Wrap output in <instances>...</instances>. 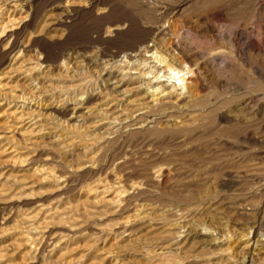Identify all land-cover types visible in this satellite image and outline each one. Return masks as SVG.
<instances>
[{"label": "rangeland", "instance_id": "obj_1", "mask_svg": "<svg viewBox=\"0 0 264 264\" xmlns=\"http://www.w3.org/2000/svg\"><path fill=\"white\" fill-rule=\"evenodd\" d=\"M12 1L0 0V29L7 16L28 14L14 48L0 54V122L12 127L0 138V264H264V80L255 73L264 72V50H255L264 10L256 9L258 0H16L18 12ZM67 4L69 22L52 24L69 12ZM124 24L121 33L110 32ZM231 29L242 32L240 51L219 37ZM146 42L181 74L201 62V100L209 110L226 103L225 112L239 111V118L220 120L215 108L181 131L162 112L156 131L103 132L101 100L120 97L107 89L103 70H122L129 87L142 84L136 92L144 91L147 79H135L136 66L122 62ZM188 54L197 56L189 62ZM39 59L47 67L32 72ZM194 83H187L185 96ZM92 93L94 109L83 123L70 118L72 110L53 111ZM6 107L26 110L23 118L34 115V132L12 131L19 123ZM159 166L167 176L151 180L147 174ZM136 182L145 183L141 190L129 188ZM100 186L110 192L102 194ZM116 186L132 192L117 201Z\"/></svg>", "mask_w": 264, "mask_h": 264}, {"label": "bare ground", "instance_id": "obj_2", "mask_svg": "<svg viewBox=\"0 0 264 264\" xmlns=\"http://www.w3.org/2000/svg\"><path fill=\"white\" fill-rule=\"evenodd\" d=\"M95 2L97 0H90V2ZM13 3L11 4V6L14 7V9L16 10L18 8V4L16 3V0L12 1ZM11 3V2H10ZM68 5H65L63 7L64 10H68ZM91 5V4H90ZM10 6V7H11ZM24 6V5H22ZM93 6V5H92ZM2 7V6H1ZM20 7V6H19ZM25 8V7H24ZM21 9V8H20ZM19 9V10H20ZM71 9V8H70ZM255 9V8H254ZM256 9L257 10H264V0H258L257 4H256ZM1 10V9H0ZM23 10V9H22ZM26 11L27 10H23ZM256 10V11H257ZM17 11V10H16ZM63 11V10H62ZM10 12V11H9ZM18 12V11H17ZM64 12V11H63ZM15 13V12H14ZM254 13V12H253ZM11 14H13L11 12ZM10 14V15H11ZM28 14V13H27ZM26 14V15H27ZM252 14V13H251ZM256 14V13H255ZM26 15L24 16H20L17 18L12 15V16H7V20L5 23H3L1 25V29L2 31H0V54L2 53H8L11 49L14 48V46L17 43V36L20 35L19 33L24 29L25 27V22H26ZM262 15V14H261ZM71 17L70 15V11L66 12V14L64 16H62L61 18H58L57 20H53L54 25L56 24H64L66 22H69L68 19ZM263 18V17H262ZM262 20V19H261ZM51 21V20H50ZM3 22V21H1ZM51 23V22H50ZM50 24V25H52ZM58 26V25H57ZM124 25H115L112 26V28L110 29V32H113L115 34H119L121 33L122 29L124 28ZM0 29V30H1ZM220 30V29H219ZM231 33L226 34L223 31L219 32V37L220 38H226L228 39L229 43L233 46V48H235V50H242L244 47L242 46L241 43V37H242V32H240L239 30H230ZM33 33V32H31ZM30 33V34H31ZM35 33V32H34ZM166 33V32H165ZM109 34V33H108ZM34 35V34H33ZM261 35V33H260ZM31 36V35H30ZM218 36V35H217ZM19 37V36H18ZM248 37V36H247ZM149 42V41H148ZM143 45L141 50H138L135 54L133 53H126L123 55V62L122 63H128L131 65H134L136 67H134L135 69H132L130 66V68L133 70L132 73H134V78H141V79H147L145 82H143V84H145L147 87L145 88L144 91L142 92H136L139 90L140 86H136L137 88L134 87H129V84L125 81V76H124V72H122V70L117 72L115 69H105L106 71L103 70L104 74L106 75V80L108 83V88L107 89H113L116 91L119 99L111 97L110 99H107L108 97H105L106 99H104L105 101L101 100V104L98 108V111L102 112L105 116L101 117L98 121H99V126L100 129H104L103 132L105 130H107V133H112V132H120L123 131L124 132H129V133H133V132H150L152 130L159 129L160 128V124H161V116H162V112H165V115L168 116V120H171L172 122H170V126L173 129H179L182 128L181 131H183V128H186L188 126H191L192 124L194 125L195 121H197V118L206 113H215L216 117L220 120H224L226 119V117H231L232 118H237L240 114L238 113L239 111H237L238 109H236V113L232 114V113H227L225 112L226 106H228L226 103H222L221 104L224 106V104L226 106L225 109L224 107H222V109H219L218 106L217 107H213L212 109L210 108V110L206 107L205 102H203V97L205 96H199V94L204 90L205 91V83L202 82V80L199 79V76H201V74L203 72H201V62H197L195 63L194 60L193 62L195 63V65L191 68L187 70L186 74H181L178 71H176L173 66L168 62L169 60L165 59V57L157 50L155 49V45H153L152 42ZM249 43V42H248ZM33 44V43H32ZM155 44V43H154ZM245 47L249 50H254L253 48H251V46H249V44L245 45ZM23 51V49H21ZM20 50V51H21ZM246 50V49H245ZM255 50H259V51H263L264 50V31L262 33V38L260 37V42L258 44V46L256 47ZM178 51V50H177ZM185 52V51H184ZM200 51H198L199 53ZM203 52V51H202ZM207 52V51H205ZM18 54V53H17ZM16 54V55H17ZM19 54H22V52ZM142 55L141 57H138L139 55ZM218 54V53H217ZM15 55V56H16ZM196 55V54H195ZM195 55L193 54H188L185 55L184 57L190 62H192L193 57H195ZM21 55H18L17 57H19ZM197 56V55H196ZM214 56V55H213ZM216 56V55H215ZM214 56V57H215ZM16 57V58H17ZM181 57L182 53H181ZM220 57V56H219ZM15 58V59H16ZM21 58V57H20ZM45 59V58H44ZM199 59V58H198ZM207 59V58H206ZM209 59V58H208ZM207 59V60H208ZM17 60V59H16ZM186 60V61H187ZM197 60V59H196ZM107 61V60H106ZM222 61V60H221ZM224 61V60H223ZM47 62V61H46ZM33 63V62H32ZM45 63V60H35V63L33 64V66H30L29 69H31V71L33 72L34 69H41V67L43 66V64ZM213 64V63H210ZM30 65V63H29ZM48 65V64H46ZM123 65V64H122ZM206 65V64H205ZM222 65V64H221ZM23 66V65H22ZM27 66V65H26ZM50 66V65H49ZM124 66V65H123ZM204 66V65H203ZM207 66V65H206ZM226 66V64L224 65ZM223 66V68H224ZM45 67V66H43ZM47 67V66H46ZM45 67V68H46ZM113 67V66H112ZM115 67V66H114ZM11 68V67H10ZM106 68V66H105ZM222 68V69H223ZM6 69V68H5ZM23 69V68H22ZM24 70V69H23ZM224 70H226V68H224ZM25 71V70H24ZM203 71V70H202ZM221 71V70H220ZM131 72V71H130ZM185 72V71H184ZM227 72V71H226ZM24 73V72H23ZM255 73L257 74L256 76H258V78L263 79L264 80V72L260 71V70H255ZM30 74V73H28ZM131 75V74H130ZM204 75V74H203ZM24 76V75H22ZM206 76V75H205ZM2 77V76H1ZM192 77L196 78V80H192ZM28 78V77H27ZM205 77H203L202 79H204ZM257 79V78H256ZM105 80V81H106ZM134 80V79H133ZM206 80V78H205ZM1 81V80H0ZM194 86L193 89L189 92L188 96H185L186 93V89L188 88V82H194ZM258 81V80H257ZM260 81V80H259ZM12 82V81H11ZM106 82V83H107ZM138 82V81H137ZM2 83V82H1ZM0 83V88L2 87ZM6 83V82H4ZM127 83V84H126ZM264 83V82H263ZM3 84V83H2ZM10 84V83H9ZM137 84V83H136ZM8 85V84H7ZM6 87V86H5ZM190 87V86H189ZM192 88V87H191ZM7 89V88H6ZM12 89V87H11ZM135 89V91H134ZM180 89V91H178ZM189 89V88H188ZM141 90V89H140ZM9 91V90H8ZM11 91V90H10ZM16 91V90H15ZM203 91V93H204ZM237 91V90H235ZM1 92V91H0ZM14 92V91H11ZM207 93V92H206ZM222 93V92H221ZM224 93V92H223ZM222 93V94H223ZM263 93V92H262ZM7 94V93H6ZM97 94V93H96ZM218 96H216L217 98L220 96L219 93ZM221 94V95H222ZM29 95V94H28ZM93 93L90 94L89 96H87V98L85 99V101L76 103L75 106H69L66 105L65 107L63 106L62 108L59 107L58 105L56 107L53 106V111L57 112L60 115L66 116L68 115L69 111L72 110V117L70 116V118H75L78 117L79 121L82 122V119L84 116H88L93 112V107L92 105H90V101L92 100ZM98 95V94H97ZM211 94H209L208 96H210ZM214 95V94H212ZM102 95H100L101 97ZM207 96V97H208ZM223 96V95H222ZM259 96V95H258ZM264 96V95H263ZM4 97V96H3ZM19 99L24 101L22 105H25V103L27 101H29L28 99L25 98V94H21L18 95ZM103 97V96H102ZM206 97V96H205ZM211 97V96H210ZM216 97H214V99H216ZM232 97V96H231ZM235 97V96H234ZM96 98V96H95ZM229 99V97H223V99ZM5 99V98H4ZM208 99V98H206ZM260 100L264 99L262 97V99L259 98ZM257 99V100H258ZM18 100V101H20ZM27 100V101H25ZM213 100V99H212ZM221 100V98H220ZM231 101V99H229ZM237 100V98H236ZM259 100V101H260ZM3 100H1L0 104L3 103ZM8 101V100H7ZM17 101V103H18ZM205 101V100H204ZM216 101V100H215ZM213 101V102H215ZM218 101V100H217ZM222 101V100H221ZM258 101V102H259ZM264 101V100H262ZM32 103H34L33 101H31ZM30 102V103H31ZM93 102V101H92ZM209 102V101H208ZM234 102V101H233ZM251 102V100L249 101H243L241 105H243V107H246L249 105V103ZM261 102V101H260ZM9 103V101H8ZM15 103V102H13ZM22 103V102H21ZM20 103V104H21ZM220 103V102H219ZM228 103V102H227ZM4 104V103H3ZM2 104V105H3ZM212 104V103H210ZM219 104V107L220 105ZM231 104V102H230ZM9 105L11 106L12 104L9 103ZM16 105V104H14ZM19 105V104H18ZM17 105V106H18ZM221 105V106H222ZM8 106V104H7ZM31 106V105H30ZM97 106V105H96ZM21 107V106H20ZM23 107V106H22ZM33 107V106H32ZM52 107V106H51ZM7 108V107H6ZM4 108V110L6 109ZM27 109V107H25ZM216 108V109H215ZM19 107L17 108H7L6 112L9 117H12L13 119H18V121H16V123H19V125H16L15 130L12 129V131H14L15 133L18 132L20 136L24 137L26 132H30L33 133L34 132V125H36V120L35 116L33 115V117L30 115L28 117L23 118L25 115L29 114L25 113L23 111H19L18 110ZM24 109V108H23ZM214 109L217 110L214 112ZM83 110V111H82ZM227 110V109H226ZM230 110V109H229ZM33 111V110H32ZM82 111V112H81ZM213 111V112H212ZM234 111V110H233ZM5 112V113H6ZM31 112V111H30ZM241 112V110H240ZM71 113V112H70ZM79 113V114H78ZM210 113V114H211ZM252 113V112H251ZM6 115V116H7ZM164 115V116H165ZM264 115V114H263ZM262 117V116H261ZM22 118V119H21ZM239 118V117H238ZM29 119V120H28ZM77 119V120H78ZM201 119V118H198ZM34 120V122H33ZM73 120V119H72ZM237 120V119H235ZM26 121V122H25ZM232 121V120H230ZM0 122V138L3 136H7L8 131H11V126H8L6 123ZM13 122V121H12ZM25 122V123H24ZM75 122V121H74ZM198 122V121H197ZM196 122V124H197ZM227 122V120H226ZM237 122V121H236ZM14 123V122H13ZM24 123V124H23ZM83 123V122H82ZM86 123V121H85ZM28 124V125H27ZM11 125V124H10ZM27 125V126H26ZM38 125V123H37ZM98 126V125H97ZM197 126V125H196ZM15 127V126H13ZM122 128V129H121ZM10 129V130H8ZM43 129V128H42ZM41 130V129H40ZM114 130V131H113ZM158 131V130H157ZM173 131V130H172ZM177 131V130H175ZM180 131V130H179ZM101 132V131H100ZM17 133V134H18ZM11 134V133H10ZM14 133H12L13 136ZM114 134V133H113ZM10 136V135H9ZM11 137V136H10ZM9 137V138H10ZM3 139V138H2ZM5 139V138H4ZM109 141V140H107ZM106 141V142H107ZM105 142V141H104ZM8 148V147H7ZM6 148V149H7ZM5 149V148H4ZM14 151L13 150H10ZM13 153V152H12ZM18 153V152H16ZM92 164V163H91ZM119 164V163H118ZM87 167V166H86ZM160 167V166H159ZM48 175L50 176V174L48 173ZM58 174H54L51 176L54 179L58 180ZM151 180H155V181H161L164 180L165 177L167 176V172L166 169L164 168V166L157 168L155 170L152 169V171H150L149 174H147ZM145 176L148 178V176ZM56 177V178H55ZM146 178V179H147ZM150 178H148L150 180ZM60 179V177H59ZM145 180V179H143ZM142 180V181H143ZM61 181V180H60ZM146 181V180H145ZM99 184V183H98ZM145 183L143 182H136L133 183V185H131L129 188L130 189H137V190H141L143 188V185ZM98 186V185H96ZM99 187V186H98ZM145 187V186H144ZM100 191L102 192V194H105L108 189H106L104 186H100ZM114 188V187H113ZM113 188H111L113 190ZM96 189V188H95ZM119 188L118 186H116V189L113 190L114 194L116 196L117 201H119V199L121 200L124 199L126 196V194L128 195L130 192H132L130 189H123ZM110 190V189H109ZM98 191V190H96ZM130 191V192H129ZM99 192V191H98ZM110 192V191H109ZM107 192V193H109ZM112 192V191H111ZM126 194H123V193ZM129 192V193H127ZM97 194V193H94ZM107 195V194H106ZM100 196V195H99ZM102 197V196H101ZM104 197V196H103ZM124 197V198H123ZM128 197V196H127ZM127 199V198H126ZM257 211L259 213L262 212V207L259 205L257 207ZM54 214V213H53ZM52 214V215H53ZM140 214V213H139ZM137 214V218H140L141 215ZM55 216V214H54ZM53 217V216H52ZM51 217V218H52ZM57 217V216H56ZM131 217V216H130ZM129 217V218H130ZM55 218V217H54ZM128 219V218H127ZM133 219V218H132ZM136 219V218H135ZM130 221V219H129ZM76 222V221H74ZM135 222V221H133ZM130 224V223H129ZM128 225V222L124 223V227L126 228ZM123 227V226H122ZM130 229V228H129ZM128 229V230H129ZM124 230V229H123ZM31 239V237H29ZM26 239V238H25ZM27 241V240H26ZM252 243L250 242L248 248L249 251H247V257L248 259L251 258L252 259V251L255 252L256 246L253 248L252 247ZM162 252V251H161ZM259 255H263L264 256V241H263V247L259 250Z\"/></svg>", "mask_w": 264, "mask_h": 264}]
</instances>
